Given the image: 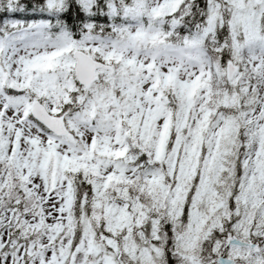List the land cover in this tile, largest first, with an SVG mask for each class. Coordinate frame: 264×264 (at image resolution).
<instances>
[{
  "label": "snow or ice",
  "instance_id": "obj_1",
  "mask_svg": "<svg viewBox=\"0 0 264 264\" xmlns=\"http://www.w3.org/2000/svg\"><path fill=\"white\" fill-rule=\"evenodd\" d=\"M0 264H264V0H0Z\"/></svg>",
  "mask_w": 264,
  "mask_h": 264
}]
</instances>
